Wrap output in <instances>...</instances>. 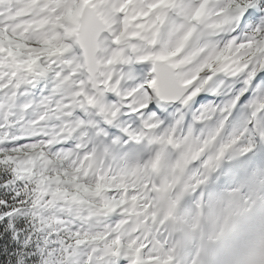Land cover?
<instances>
[{
    "label": "snow or ice",
    "instance_id": "1",
    "mask_svg": "<svg viewBox=\"0 0 264 264\" xmlns=\"http://www.w3.org/2000/svg\"><path fill=\"white\" fill-rule=\"evenodd\" d=\"M0 264H264V0H0Z\"/></svg>",
    "mask_w": 264,
    "mask_h": 264
}]
</instances>
